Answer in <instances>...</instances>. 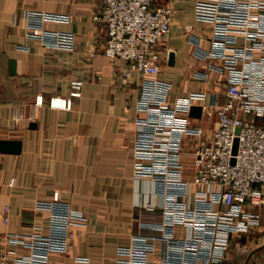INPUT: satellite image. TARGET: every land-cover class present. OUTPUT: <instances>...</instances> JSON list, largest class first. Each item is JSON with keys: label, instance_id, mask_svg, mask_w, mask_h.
Listing matches in <instances>:
<instances>
[{"label": "crops", "instance_id": "obj_1", "mask_svg": "<svg viewBox=\"0 0 264 264\" xmlns=\"http://www.w3.org/2000/svg\"><path fill=\"white\" fill-rule=\"evenodd\" d=\"M214 1H155L174 10L159 46V80L168 87L170 106L190 95L198 105L200 93L206 102L213 92L224 99L226 73L208 70L220 63L207 55L211 35L240 33L245 17L220 13L213 25L197 20L194 7ZM98 7L99 0H0V139L22 144L18 154L0 152V250L6 232L45 231L44 208L59 197L81 217L72 221L67 254L54 255L57 264H128L130 237L157 233L161 209L172 206L148 177L133 176L139 78L125 76V61L101 53L106 31L92 20ZM29 11L64 15L45 28L72 32L73 50L28 38ZM202 70L208 79H194ZM72 80L83 82L80 97L69 96ZM183 159L190 163L189 156ZM197 197L192 193L191 201ZM258 211V227L232 238L224 264H264V204Z\"/></svg>", "mask_w": 264, "mask_h": 264}, {"label": "built area", "instance_id": "obj_2", "mask_svg": "<svg viewBox=\"0 0 264 264\" xmlns=\"http://www.w3.org/2000/svg\"><path fill=\"white\" fill-rule=\"evenodd\" d=\"M155 1L99 0L92 15L106 31L101 53L125 61V76L139 78L133 176L148 177L172 203L161 209L157 233L130 237L127 263L224 264L230 241L258 227L264 204V0H215L194 7L196 19L212 25L220 13L245 17L240 33L214 30L211 35L207 55L220 63H210L208 70L225 72L226 84L223 101L216 92L207 102L202 93L195 97L200 118L189 116L195 105L191 95L170 106L168 87L159 80V46L174 10ZM65 20L61 14L29 11L27 37L50 49L73 50L72 32L45 28L47 21ZM193 77L203 81L208 72L195 71ZM82 84L72 80L69 96L80 97ZM192 193L198 194L193 202ZM44 209L45 231L37 226L31 233L3 234L0 264H57L54 255L67 254L75 237L72 221L81 212L59 197Z\"/></svg>", "mask_w": 264, "mask_h": 264}, {"label": "water", "instance_id": "obj_3", "mask_svg": "<svg viewBox=\"0 0 264 264\" xmlns=\"http://www.w3.org/2000/svg\"><path fill=\"white\" fill-rule=\"evenodd\" d=\"M173 60V54H169V62L171 63ZM202 113V108L199 105H192L189 109V116L192 118H200ZM31 126H34L33 124ZM238 132V129H237ZM21 141L19 140H1L0 139V152L1 153H12V154H18L21 151ZM237 148V139L234 140L233 145V153L236 152ZM232 163L234 160L232 159Z\"/></svg>", "mask_w": 264, "mask_h": 264}]
</instances>
